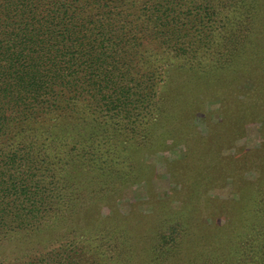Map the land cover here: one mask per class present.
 <instances>
[{
    "label": "trees",
    "instance_id": "1",
    "mask_svg": "<svg viewBox=\"0 0 264 264\" xmlns=\"http://www.w3.org/2000/svg\"><path fill=\"white\" fill-rule=\"evenodd\" d=\"M250 123L221 224L113 205L146 154L187 144L177 181ZM0 264H264V0H0Z\"/></svg>",
    "mask_w": 264,
    "mask_h": 264
},
{
    "label": "rangeland",
    "instance_id": "2",
    "mask_svg": "<svg viewBox=\"0 0 264 264\" xmlns=\"http://www.w3.org/2000/svg\"><path fill=\"white\" fill-rule=\"evenodd\" d=\"M217 107V102H208L205 106L207 113L204 116L196 117L194 127L201 136H208L213 126L219 122L220 115L217 112ZM259 128V124H248L244 136L236 139L233 145L229 146H226L230 143L227 139L219 143H210V137L205 139L206 142H201L202 144L220 145L219 148H222V151L216 153L215 150H212L207 162L204 159V163L197 159L196 172L192 173L188 168L190 172L178 176L177 181H175L174 173L184 166L181 163L185 158L187 144L180 143L177 139L168 141L167 145L170 146L167 149L144 156L146 165L141 169L143 176L135 180L137 182L127 184L123 189L122 196L113 205L124 215L134 212L141 213L147 218L160 214L173 218L175 215L172 214L176 212L189 217L194 211L198 212L201 224H215V222L221 224L226 204L238 199L234 182L239 179L238 177L232 178L230 174L231 168L240 157L234 156L240 151L238 148H258L260 144ZM231 129L233 131V128ZM198 152L201 153V150ZM232 157L234 159H229ZM236 175L249 181L256 177L251 168L245 171L239 170ZM184 179L186 182H183ZM189 185L191 190L188 188ZM210 201L213 202H211V206ZM104 211L103 216L110 215L109 209Z\"/></svg>",
    "mask_w": 264,
    "mask_h": 264
}]
</instances>
